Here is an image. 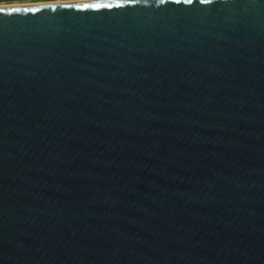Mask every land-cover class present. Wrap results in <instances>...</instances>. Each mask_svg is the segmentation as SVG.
I'll list each match as a JSON object with an SVG mask.
<instances>
[{"label": "water", "instance_id": "1", "mask_svg": "<svg viewBox=\"0 0 264 264\" xmlns=\"http://www.w3.org/2000/svg\"><path fill=\"white\" fill-rule=\"evenodd\" d=\"M0 264H264V0L0 8Z\"/></svg>", "mask_w": 264, "mask_h": 264}, {"label": "rangeland", "instance_id": "2", "mask_svg": "<svg viewBox=\"0 0 264 264\" xmlns=\"http://www.w3.org/2000/svg\"><path fill=\"white\" fill-rule=\"evenodd\" d=\"M63 1H75V0H49V1H39V2H30V1H19V0H5L0 2V6H15V5H29L35 3H48V2H63Z\"/></svg>", "mask_w": 264, "mask_h": 264}, {"label": "bare ground", "instance_id": "3", "mask_svg": "<svg viewBox=\"0 0 264 264\" xmlns=\"http://www.w3.org/2000/svg\"><path fill=\"white\" fill-rule=\"evenodd\" d=\"M85 1H97V0H75V1H63L58 3H70V2H85ZM55 2H48V3H35V4H29V5H42V4H54ZM15 6H26V5H15ZM15 6H0V8L3 7H15Z\"/></svg>", "mask_w": 264, "mask_h": 264}, {"label": "trees", "instance_id": "4", "mask_svg": "<svg viewBox=\"0 0 264 264\" xmlns=\"http://www.w3.org/2000/svg\"><path fill=\"white\" fill-rule=\"evenodd\" d=\"M1 1H5V0H0V2ZM19 1L39 2V1H49V0H19Z\"/></svg>", "mask_w": 264, "mask_h": 264}]
</instances>
